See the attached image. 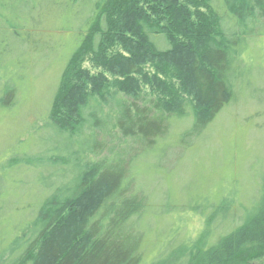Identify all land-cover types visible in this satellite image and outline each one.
Wrapping results in <instances>:
<instances>
[{
	"label": "trees",
	"instance_id": "1",
	"mask_svg": "<svg viewBox=\"0 0 264 264\" xmlns=\"http://www.w3.org/2000/svg\"><path fill=\"white\" fill-rule=\"evenodd\" d=\"M59 1L90 9L43 122L47 134L41 142L30 140L41 158L34 154L31 162L15 160L0 169V186L23 164L42 179L38 205L24 211L22 222L4 218L6 205L0 204V264H247L263 258L264 201L245 217L232 212L226 222L227 201L204 198L186 207L204 218L202 229L176 242L173 228L175 234L167 233L147 261L152 202L136 184L134 169L166 138L172 117L193 120L178 138L189 143L234 100L231 43L236 33H264V0ZM9 20L0 16L7 35L13 28ZM158 36L167 48L157 46ZM27 38L15 39L36 48ZM87 51L124 81L95 80L92 90L64 84L67 68ZM147 65L174 78L186 94L166 99L140 91L133 77H146ZM61 109L67 115L61 117ZM212 236L215 242L208 244ZM210 250L211 259L201 260Z\"/></svg>",
	"mask_w": 264,
	"mask_h": 264
},
{
	"label": "rangeland",
	"instance_id": "2",
	"mask_svg": "<svg viewBox=\"0 0 264 264\" xmlns=\"http://www.w3.org/2000/svg\"><path fill=\"white\" fill-rule=\"evenodd\" d=\"M89 9L86 3L69 5L59 0H0V16L10 19L8 23L13 27L10 36L1 32L0 26V169L15 160L31 162L34 154L41 158L37 154L41 149L33 143L41 142L47 134L43 122L75 44L76 30ZM19 37H28L29 43L37 47L22 46L15 39ZM156 41L160 49L167 48L162 36ZM229 58L228 78L234 100L189 143H181L178 138L193 120L172 117L166 138L135 164L136 184L152 202L147 261L156 256L167 233L175 234L173 228H177L176 242L192 238L202 229L204 218L186 211L187 206L201 203L204 198L211 202L224 199L230 209L224 221L229 222L232 212L237 218L245 217L260 199L263 204L264 33H236ZM93 60L89 51L83 53L67 68L64 84L92 90L95 80H105L109 85L124 81ZM144 70L146 77H133L140 91L166 99L171 94H186L174 78L151 65ZM59 112L61 117L67 115L64 109ZM40 180L39 172L27 164L5 175L0 186V204L6 205L4 218L12 216L15 223L22 222L24 211L37 207ZM166 208L167 212L160 214ZM213 239L214 236L207 243H214ZM213 252L210 250L200 259L206 261ZM247 264H264V257Z\"/></svg>",
	"mask_w": 264,
	"mask_h": 264
}]
</instances>
